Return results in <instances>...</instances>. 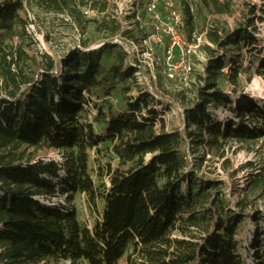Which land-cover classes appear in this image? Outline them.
<instances>
[{
	"label": "trees",
	"instance_id": "trees-1",
	"mask_svg": "<svg viewBox=\"0 0 264 264\" xmlns=\"http://www.w3.org/2000/svg\"><path fill=\"white\" fill-rule=\"evenodd\" d=\"M28 1L76 21L82 7L106 14L108 5V0ZM136 1L142 6L143 0ZM232 3L176 2L183 33L189 38L204 33L211 47H203L198 87L183 108L185 128L166 133L150 107L169 110L180 95L167 102L146 85L131 96L138 67L113 44L125 35L122 19L109 15L86 21L81 35L94 23L97 37L79 45L67 62L49 61L31 78L19 67L25 57L21 48L5 44L26 30L28 22L20 18L25 0H0V264H245L238 233L248 220L255 225L256 242L261 239L255 258L260 247L264 254V231L258 226L263 214L245 212L243 200L230 209L225 184L199 175L190 160L203 145L222 150L230 140L256 143L264 137V107L242 108L239 114L249 118L237 116V124L215 122L207 112L208 105L232 108L218 88L226 53L258 43L249 33L252 21H239L229 31L213 18L230 14ZM230 71L234 83L238 69ZM258 72L264 73V62ZM90 103L96 111L93 123L85 111ZM41 145L61 152L64 162H35L30 150ZM101 145L116 161L98 164L94 180L90 154ZM257 191L264 194V168L248 183L247 193ZM75 196L91 210L87 221L69 207ZM63 197L65 207L49 203Z\"/></svg>",
	"mask_w": 264,
	"mask_h": 264
},
{
	"label": "rangeland",
	"instance_id": "rangeland-1",
	"mask_svg": "<svg viewBox=\"0 0 264 264\" xmlns=\"http://www.w3.org/2000/svg\"><path fill=\"white\" fill-rule=\"evenodd\" d=\"M147 1L143 0V6H145ZM232 4L230 14L216 15L213 18L223 28L229 31L234 30L239 21H252V28L254 29L250 28L249 33L258 43L248 48H241L240 50L230 48L226 53L224 58L225 66H229L230 69L228 76L222 77L223 80L219 82L218 88L230 97L233 103L232 108L222 109L221 107L215 108L212 105H208L207 112L215 122H233L237 124L240 122L237 116H240L244 120L249 118L245 113L244 116L239 114L242 108L247 107L251 103L256 104L260 108L264 107V73L258 72V63L264 62V0H233ZM108 8L106 14L95 16L96 13H91L94 12L93 10L82 7L80 14L77 16L78 22L68 18L65 14L45 13L32 5L28 0H25V10L20 13V18L28 22L26 30L24 34L7 40L5 44L9 48H21L25 57L19 62V67L29 77L36 78L39 73L45 71L49 61L67 62L68 58L77 51L79 45L81 46L82 43H86V41L93 40L97 37L98 33L95 31L96 24H88L85 35H81V28L86 21L95 20L100 22L109 15H114L115 9L112 2L109 3ZM253 9L254 14L251 13ZM143 17L144 23L150 25V16L145 14ZM180 21L182 22V18ZM165 23H167L166 20L161 25L162 30L157 31V34H161V38L166 41L167 37L164 34L166 28L164 26ZM170 24L169 22L167 25ZM87 38L88 40H86ZM94 49H97V46L92 48V50ZM204 58L206 59V55ZM251 61L254 63H250ZM233 68L238 69L237 80L234 83L229 79L230 70H233ZM201 73L197 72L194 74L189 86H182L178 82H168L164 74L159 76V80L156 86L152 88V91H157L167 102L172 101L173 95L179 94L181 98L175 104V107L169 105L171 108L166 111H163L164 106L151 105L150 107H153L158 115H160V119L164 124L163 129L166 133L183 130L185 128L183 108L187 109L189 103L194 99L195 90L198 87L196 76ZM60 76V73L57 74V77ZM139 90L142 91L143 87L136 84L131 96H136ZM117 101V98L112 100L114 104ZM178 109L181 112L177 113L176 111ZM85 111L88 122L93 123L96 111L93 110L92 103L85 107ZM94 128L96 131H99L98 126L94 125ZM189 130H194V128L191 127ZM192 150H194V147ZM109 151V147L101 145L98 149L91 152L90 168L94 180L95 170L98 164L99 166H104L106 163L113 164L116 161L115 157ZM30 153L33 154L32 157L35 159V162H55L57 164L64 162V157L61 152L44 145H41L35 151L30 150ZM190 160L199 175L208 180L225 184L226 190H228L227 200L230 209H234L235 204L243 200V203L247 204L245 212H249L250 210L257 211L264 216V194L259 191L253 194L247 193L248 183L253 175L264 168V137L256 143H236L230 140L222 150L216 147H204L203 145L196 153H192ZM60 176H63L62 172H60ZM49 203L52 205L66 206L64 204V197L51 199ZM69 207L74 209L81 221H87L89 219L91 210H89L82 196H75ZM258 224L264 231V222L260 221ZM254 226L248 220L245 226L240 227L242 229L238 233L239 239L242 242V254L245 264H263L264 262L263 250L261 251L262 247L259 250L257 249L258 255L255 258L256 250H254V246H259L261 239H258L256 242L253 231ZM261 238L264 240V236ZM49 264L54 263L49 261ZM119 264H126V262L123 260Z\"/></svg>",
	"mask_w": 264,
	"mask_h": 264
},
{
	"label": "built area",
	"instance_id": "built-area-1",
	"mask_svg": "<svg viewBox=\"0 0 264 264\" xmlns=\"http://www.w3.org/2000/svg\"><path fill=\"white\" fill-rule=\"evenodd\" d=\"M177 1L179 0H148L145 6L143 3L141 6V2L136 0L107 1L108 5L110 2L113 3L114 16L122 19L125 33L124 36L115 37L113 44L121 47L131 64L138 67V72L134 74L138 86L148 85L152 90L161 74L166 75L168 82L189 86L194 74L203 71L202 66L205 62L203 47L211 45L204 33H194L190 38L183 33L184 22L180 6L176 5ZM91 13H96L95 16L100 15L95 11ZM145 14L150 16V25L143 21ZM164 20L167 21L164 24L166 41L161 38V34H157V31L162 30ZM169 22L171 24L167 25ZM147 28H152L153 31L144 36L142 32ZM99 47L101 46H97V49ZM229 69V66L222 69L224 77L228 76ZM176 112L181 110L178 109Z\"/></svg>",
	"mask_w": 264,
	"mask_h": 264
}]
</instances>
